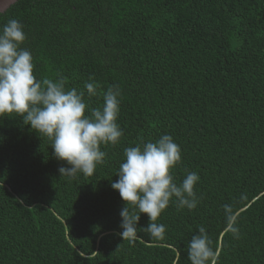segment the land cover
Returning a JSON list of instances; mask_svg holds the SVG:
<instances>
[{"label": "trees", "instance_id": "1", "mask_svg": "<svg viewBox=\"0 0 264 264\" xmlns=\"http://www.w3.org/2000/svg\"><path fill=\"white\" fill-rule=\"evenodd\" d=\"M9 19L23 25L38 80L84 91L90 108L119 86L123 136L101 145L92 176L61 177L50 140L16 114L0 118V264H191L200 226L216 264H264V0H19L0 28ZM164 134L181 149L176 183L200 177L197 206L170 202L163 239L138 229L123 241L111 183L126 148ZM148 223L141 214L138 228Z\"/></svg>", "mask_w": 264, "mask_h": 264}, {"label": "clouds", "instance_id": "2", "mask_svg": "<svg viewBox=\"0 0 264 264\" xmlns=\"http://www.w3.org/2000/svg\"><path fill=\"white\" fill-rule=\"evenodd\" d=\"M26 39L23 25L17 19H9L0 28V118L16 114L32 131L50 140L55 158L67 164L58 169L61 177L75 178L78 173L92 176L97 165L106 162L101 145H117L123 136L117 122L119 86L112 85L103 93L102 107L90 108L84 91L65 90L62 80L36 78L33 56L22 47ZM97 88L94 82L84 84L89 97L97 96ZM124 156L118 180L111 183L125 202L120 211L119 236L123 241L135 243L140 229L153 238L163 239L166 228L157 222L158 218L173 201L181 208H196L194 189L200 177L189 172L181 183H176L172 170L181 162V149L168 134L155 142L128 147ZM141 214L148 217L149 223L138 228ZM234 219L228 216L227 230L236 233ZM198 232L188 243L191 264H216L217 254L206 229L200 226Z\"/></svg>", "mask_w": 264, "mask_h": 264}, {"label": "water", "instance_id": "3", "mask_svg": "<svg viewBox=\"0 0 264 264\" xmlns=\"http://www.w3.org/2000/svg\"><path fill=\"white\" fill-rule=\"evenodd\" d=\"M19 0H0V13L6 12L12 5Z\"/></svg>", "mask_w": 264, "mask_h": 264}]
</instances>
